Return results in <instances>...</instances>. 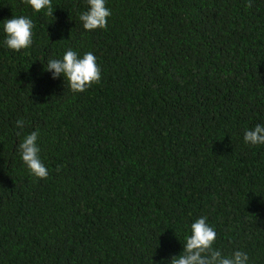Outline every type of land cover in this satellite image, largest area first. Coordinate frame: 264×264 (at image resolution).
<instances>
[{
	"label": "trees",
	"instance_id": "16d2710c",
	"mask_svg": "<svg viewBox=\"0 0 264 264\" xmlns=\"http://www.w3.org/2000/svg\"><path fill=\"white\" fill-rule=\"evenodd\" d=\"M105 2L88 31L87 0H0V264H170L202 216L264 264V145L243 139L264 125V0ZM13 15L33 21L19 52ZM69 48L101 69L84 92L45 70ZM33 131L46 179L20 156Z\"/></svg>",
	"mask_w": 264,
	"mask_h": 264
},
{
	"label": "clouds",
	"instance_id": "9594fccd",
	"mask_svg": "<svg viewBox=\"0 0 264 264\" xmlns=\"http://www.w3.org/2000/svg\"><path fill=\"white\" fill-rule=\"evenodd\" d=\"M36 12L46 10L45 14L54 16L52 0H23ZM88 9L79 16L85 30L97 28L106 29L111 11L106 7L105 0H87ZM252 6L251 0L246 8ZM33 21L27 16H14L4 20L3 31L6 34L5 44L8 48L19 52L32 45ZM46 71L52 73L53 78L64 77L73 92H84L94 83L101 80V69L97 58L92 52L79 55L69 48L62 58L49 59ZM18 128L24 127V121H16ZM20 133L18 132L17 135ZM39 133L33 131L26 135L19 143L18 148L23 163L32 175L40 179L48 177V169L40 158V147L37 144ZM243 139L251 145H264V125L256 124L254 128L244 132ZM216 231L207 222V217H199L190 225V234L185 237L183 251L170 260V264H248L249 257L246 252L235 250L224 254L214 247Z\"/></svg>",
	"mask_w": 264,
	"mask_h": 264
}]
</instances>
